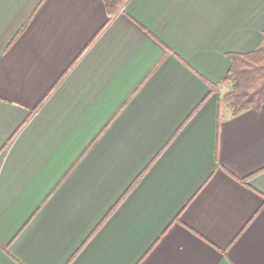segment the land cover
I'll list each match as a JSON object with an SVG mask.
<instances>
[{
    "label": "crops",
    "instance_id": "crops-1",
    "mask_svg": "<svg viewBox=\"0 0 264 264\" xmlns=\"http://www.w3.org/2000/svg\"><path fill=\"white\" fill-rule=\"evenodd\" d=\"M263 33L264 0H0V264H264V103L219 104Z\"/></svg>",
    "mask_w": 264,
    "mask_h": 264
},
{
    "label": "trees",
    "instance_id": "trees-1",
    "mask_svg": "<svg viewBox=\"0 0 264 264\" xmlns=\"http://www.w3.org/2000/svg\"><path fill=\"white\" fill-rule=\"evenodd\" d=\"M104 2L109 12H112L118 4V0H104ZM229 57L230 64L221 80L222 84L228 86L221 92L219 104L228 107L230 115L250 108L258 110L264 103V33L263 40L255 49L244 53L231 52ZM137 181L138 179L129 186L125 194ZM103 222L101 221L99 225Z\"/></svg>",
    "mask_w": 264,
    "mask_h": 264
},
{
    "label": "rangeland",
    "instance_id": "rangeland-1",
    "mask_svg": "<svg viewBox=\"0 0 264 264\" xmlns=\"http://www.w3.org/2000/svg\"><path fill=\"white\" fill-rule=\"evenodd\" d=\"M223 91H224V90H223ZM223 91H222V92H223Z\"/></svg>",
    "mask_w": 264,
    "mask_h": 264
}]
</instances>
